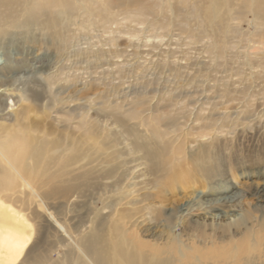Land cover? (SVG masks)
Segmentation results:
<instances>
[{"label": "bare ground", "instance_id": "1", "mask_svg": "<svg viewBox=\"0 0 264 264\" xmlns=\"http://www.w3.org/2000/svg\"><path fill=\"white\" fill-rule=\"evenodd\" d=\"M166 9L169 15L164 12ZM247 13L264 22V0H0V36L35 27L41 36L54 39L57 49L63 51L64 47L73 46L70 38L75 34V25L80 31H101L109 37L112 45L116 30L130 33L124 28L112 27L119 16L122 20L147 22L151 27L149 32L161 30L159 35L169 31L176 21L196 20L199 24L197 30L210 22L217 31L223 21L239 20ZM159 14L168 21L155 16ZM150 15L153 17L149 18ZM139 30L141 28H135V31ZM142 30L149 33L146 26ZM212 45L216 48V44ZM54 71L46 73V94L50 97L41 113L39 110L35 112V108L42 101V92L18 93L8 82L0 84V96L14 98L10 101L13 108L8 111L12 113L9 116L15 115L14 124L17 123V129H13V123L9 127L1 120L11 117L0 115V264H264L262 254L256 255V263L251 253L248 254L255 252L258 245H264L263 230L260 229L261 235L256 237L246 225L243 238L236 242L232 235L224 234L235 224L231 212L226 208L215 213L206 210L223 198L215 196L217 181L210 184L207 196L199 200L197 209L206 210L207 217H191L189 220L193 229L190 231H194L190 234L191 243H188L191 245H186L190 251L183 249L181 237L163 246L155 244L156 241L151 245L141 241L133 232L135 214L143 212L141 218L144 219L146 212L160 209L145 202L151 193L144 197L138 192L144 181L140 183L139 180L143 158L149 161L151 173L161 167L165 172L156 177L154 189L164 182H177L181 174L175 172L171 161L164 158L166 147L152 148L146 142L147 137L138 131V127H143L156 140L159 136L156 123L160 117L146 119L142 113L122 110L123 104L118 105L119 110L116 106H109L111 100L100 103L103 106L100 109L106 113H94L92 107L78 112V106H72L76 98L61 96V92L55 89L56 77L51 75ZM14 105L17 106L14 108ZM57 109L61 114L54 113ZM31 112L36 115L33 117ZM19 115L25 123L23 133L27 135L17 136L21 129ZM48 116H51L50 122ZM130 120L134 122L132 126L127 123ZM55 123L64 128L56 127ZM29 129L40 136L30 140ZM50 135L55 138L49 139ZM130 144L133 150L129 148L130 152H127L124 148ZM219 150L215 141L201 145L191 156L201 175L213 180L221 176L223 162ZM173 159L176 162L181 157ZM186 172H182L181 178H187ZM116 194L123 195L117 197L118 201L110 202L107 210L104 206V212L99 210L97 204L101 200ZM79 203V209L85 210L82 215L62 218L66 208ZM187 205L180 207L178 219L188 213L185 211L192 210L195 202ZM174 213L168 214L171 221ZM249 215L236 225L247 224ZM56 223L64 226L57 241L50 235ZM210 226L220 229L222 236L209 235L207 227ZM213 238L215 241H211V247L204 249L209 247L207 240ZM222 239L228 244L219 242ZM53 252L57 253V259H53Z\"/></svg>", "mask_w": 264, "mask_h": 264}, {"label": "rangeland", "instance_id": "2", "mask_svg": "<svg viewBox=\"0 0 264 264\" xmlns=\"http://www.w3.org/2000/svg\"><path fill=\"white\" fill-rule=\"evenodd\" d=\"M164 12L169 15L167 9ZM155 16L168 21L161 14ZM144 26L148 32L151 30L147 22L122 20L119 16L112 27L124 28L130 33L116 30L113 34L115 42L111 45L109 37L101 31H80V27L75 25V34L70 38L73 46L64 47L63 51L57 49L54 39L41 36L35 27L27 31H10L0 36V84L8 82L18 93L42 92V101L36 104L35 112H43L44 103L50 97L46 94V73L55 70L51 74L56 77L55 89L61 92V96L75 97L72 106L77 105L78 112L92 107L94 113H106V110L100 109L103 107L100 103L111 100L109 106H116L119 110L118 105L123 104L122 110L142 113L146 119L160 117L156 123V132L159 133L156 140L143 127H138V131L147 137L146 142L152 148L166 147L164 158L171 161L172 165H169L175 168V172L182 174L187 171V178H181L180 174L177 182H164L154 189L152 186L156 177L165 172L161 167L151 173L149 161L143 158L139 180L140 183L144 181L138 192L142 196L151 193L152 196L145 202L155 204L154 209L160 208L156 209L160 212L157 214L154 209V212H146L144 219L141 218L143 212L135 214L133 232L141 241L150 245L156 241L155 244L163 246L181 237L183 249L190 251L186 247L191 245L188 244L192 239L190 234L194 232L190 231L193 230L190 218L207 217L206 210L215 213L226 209L236 220L232 229L224 234L232 235L237 242L243 238L248 225L256 237L260 236L259 230L264 232V22L247 13L239 20L223 21L217 31L210 22L197 30L199 24L196 20L176 21L169 31L159 35L161 30L145 33L142 30ZM189 27L192 28L187 31ZM135 28L141 30L135 31ZM148 34L149 37H146ZM212 43L216 44V48ZM4 98L0 96V115L11 118L1 120L10 127L11 123L14 124L15 115L9 116L12 113L8 109L13 108L10 101L14 98ZM58 110L54 113L61 114ZM35 112H31L33 117ZM109 122L112 123V120L109 119ZM127 123L132 126L134 122L130 120ZM15 124L13 129H17ZM18 124L21 129L17 136L27 135L23 133L25 123L20 115ZM112 125L118 128L117 124ZM55 126L64 128L57 123ZM37 136L40 133L34 135L29 129L30 140ZM53 136L48 138L52 140ZM215 141L218 142L223 163L221 176L213 180L197 171L192 157L201 145ZM131 144L124 150H133ZM14 147L17 148L16 145ZM174 157L181 159L175 162ZM20 166L18 164V168ZM214 181H217L215 186L220 192L216 191L215 196L223 198L205 211L197 209L199 200L207 196ZM119 196H109L101 200L97 207L103 211L106 206L107 210L109 203L118 201ZM191 201L195 202L192 210L185 211L188 213L178 219L180 207H188L187 203ZM80 203L66 208L63 214L70 216L62 215V218L82 215L85 210L79 209ZM170 212L176 213L172 221L168 219ZM248 214L247 224L236 225ZM62 228V224L56 223L51 229L50 235L56 241ZM215 228L207 227L208 234L222 236L221 230ZM215 238L207 240V248L204 244H193L208 249ZM223 241L228 244L226 239L219 242ZM248 254L253 260L258 254L263 257L264 245H258L255 252ZM52 257L57 259V253L53 252Z\"/></svg>", "mask_w": 264, "mask_h": 264}]
</instances>
